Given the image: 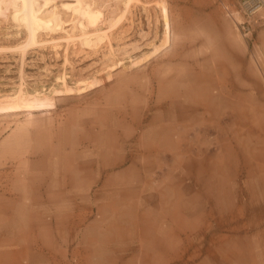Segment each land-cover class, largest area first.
Segmentation results:
<instances>
[{"label":"rangeland","instance_id":"obj_1","mask_svg":"<svg viewBox=\"0 0 264 264\" xmlns=\"http://www.w3.org/2000/svg\"><path fill=\"white\" fill-rule=\"evenodd\" d=\"M238 3L0 0V264H153L155 218L164 264H264V5Z\"/></svg>","mask_w":264,"mask_h":264},{"label":"crops","instance_id":"obj_2","mask_svg":"<svg viewBox=\"0 0 264 264\" xmlns=\"http://www.w3.org/2000/svg\"><path fill=\"white\" fill-rule=\"evenodd\" d=\"M119 175H114L112 178H109L108 181L106 182H101V189L98 191H95L94 193H90L92 196L91 198H104V199H116V198H121L124 197L129 193V190L132 185V179H119ZM121 184L119 188L115 187V184ZM99 184H96L97 186ZM72 188H66L64 189V195L69 196L72 192ZM89 194V195H90ZM83 195V194H82ZM157 222V218L154 219L152 222V227L150 228V240L145 239V242L148 244L149 247H151V241L154 239H161V240H169V243L167 246L162 250V249H157V248H150L151 251L155 254L152 258L154 260L153 264H164L168 262V260H172L176 255L177 250L179 249V244H178V233H177V228H167V227H162L159 228ZM176 227V225H175ZM180 237V236H179ZM131 238V237H130ZM35 248V247H34ZM145 264H149V258L144 259Z\"/></svg>","mask_w":264,"mask_h":264},{"label":"built area","instance_id":"obj_3","mask_svg":"<svg viewBox=\"0 0 264 264\" xmlns=\"http://www.w3.org/2000/svg\"><path fill=\"white\" fill-rule=\"evenodd\" d=\"M238 4L243 15L249 18L256 12L258 7L264 5V0H239ZM240 27L243 29V24Z\"/></svg>","mask_w":264,"mask_h":264}]
</instances>
